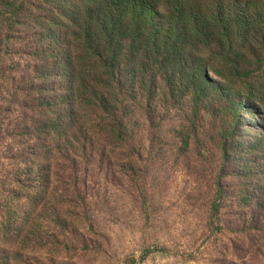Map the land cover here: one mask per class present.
I'll list each match as a JSON object with an SVG mask.
<instances>
[{"label": "rangeland", "instance_id": "rangeland-1", "mask_svg": "<svg viewBox=\"0 0 264 264\" xmlns=\"http://www.w3.org/2000/svg\"><path fill=\"white\" fill-rule=\"evenodd\" d=\"M12 35L27 36L0 52V230L4 213L37 191L24 183L34 178L35 146L44 144L27 128L53 115L37 88L43 58L33 56L24 28ZM219 107L179 100L154 126L133 127L129 148L108 146L106 158L89 149L71 163L54 151L44 160L49 193L36 212L28 209L43 240L0 237V264H264V156L248 150L257 134L244 128L261 126L262 117L240 115L244 132L234 139L232 118ZM225 140L234 151L222 173ZM219 181L224 197L214 216ZM61 207L67 214L56 224Z\"/></svg>", "mask_w": 264, "mask_h": 264}, {"label": "trees", "instance_id": "trees-1", "mask_svg": "<svg viewBox=\"0 0 264 264\" xmlns=\"http://www.w3.org/2000/svg\"><path fill=\"white\" fill-rule=\"evenodd\" d=\"M23 28L33 56L43 58L37 88L53 115L27 128L44 144L35 146L34 178L24 183L37 191L26 197V208L4 213L1 239L25 242L33 234L43 240L32 230L28 209L36 212L49 193L44 160L54 151L71 163L89 149L106 158L108 146L129 148L133 127L154 126L182 99L196 110L220 105L232 118L234 139L251 130L257 136L248 150L264 156V0H0V52L26 38L12 35ZM52 79L54 90L47 85ZM242 114L261 116V126H238ZM231 151L222 141V173ZM223 197L219 181L214 216ZM54 210L58 224L67 211Z\"/></svg>", "mask_w": 264, "mask_h": 264}]
</instances>
